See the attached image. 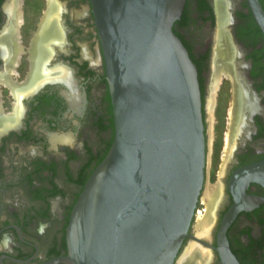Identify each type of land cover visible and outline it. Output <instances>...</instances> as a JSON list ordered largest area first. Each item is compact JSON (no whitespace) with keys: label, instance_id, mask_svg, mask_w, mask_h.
<instances>
[{"label":"flooded vegetation","instance_id":"1","mask_svg":"<svg viewBox=\"0 0 264 264\" xmlns=\"http://www.w3.org/2000/svg\"><path fill=\"white\" fill-rule=\"evenodd\" d=\"M173 30L197 69L201 194L218 200L212 238L190 234L218 264L220 222L236 214L231 251L264 264V34L248 0H185ZM114 132L90 1L0 0V264L66 254L72 207Z\"/></svg>","mask_w":264,"mask_h":264},{"label":"water","instance_id":"2","mask_svg":"<svg viewBox=\"0 0 264 264\" xmlns=\"http://www.w3.org/2000/svg\"><path fill=\"white\" fill-rule=\"evenodd\" d=\"M89 1L114 138L72 207L66 254L44 264H175L197 240L206 148L197 69L173 30L185 0ZM248 4L264 34L260 2ZM235 215L220 222L218 264H239L226 235Z\"/></svg>","mask_w":264,"mask_h":264},{"label":"bare ground","instance_id":"3","mask_svg":"<svg viewBox=\"0 0 264 264\" xmlns=\"http://www.w3.org/2000/svg\"><path fill=\"white\" fill-rule=\"evenodd\" d=\"M221 13H223V12H221ZM223 17H224V15L221 16V19ZM39 49H41V48H39ZM37 53H38V51H37ZM201 196H202V194H201ZM200 200H201V197H200ZM204 201L206 203V207L209 210H211V212H209L208 210L206 213L200 212V214L198 216V222H197V236L199 238L204 237L207 239H211L212 238L211 226H212L213 221L215 220L214 208L216 207L218 200L216 198V195H214L212 192H209V189L207 188V191H206L205 196H204ZM195 217H196V214L194 216V220H195ZM194 220H193V222H194ZM181 254L182 255L178 258V260L176 261L175 264H208V262L210 261V257H211V255H208L209 251L204 250L201 247V245L199 243H197L196 241L195 242L189 241ZM203 262H205V263H203Z\"/></svg>","mask_w":264,"mask_h":264},{"label":"rangeland","instance_id":"4","mask_svg":"<svg viewBox=\"0 0 264 264\" xmlns=\"http://www.w3.org/2000/svg\"><path fill=\"white\" fill-rule=\"evenodd\" d=\"M207 185L208 184H206L205 185V188H204V190H203V192L205 191V189L207 188ZM204 196H205V194L203 195V193H202V200H204ZM201 201V200H200ZM205 202V201H204ZM201 203H202V201H201ZM200 202L198 203V205H197V209H196V217H195V220H194V222H193V225H192V232L194 233V234H196L197 235V222H198V216H199V214H200V212L201 213H206L207 212V210L210 212V210L206 207V203L204 204V203H202L201 204ZM203 207V208H202ZM205 209V210H204ZM197 243H199L198 241H196ZM204 247H206V246H204Z\"/></svg>","mask_w":264,"mask_h":264}]
</instances>
